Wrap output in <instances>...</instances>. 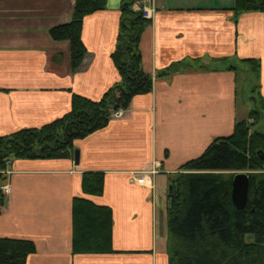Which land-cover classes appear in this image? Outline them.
<instances>
[{
	"label": "crops",
	"instance_id": "1",
	"mask_svg": "<svg viewBox=\"0 0 264 264\" xmlns=\"http://www.w3.org/2000/svg\"><path fill=\"white\" fill-rule=\"evenodd\" d=\"M120 2L106 0L104 9L84 16L87 52L71 71L69 42L52 40L48 30L70 19L73 0H0V133L47 123L70 109L72 93L98 99L119 80L110 53ZM143 3L155 8L139 41L144 70L155 75L183 59L206 67L154 77L151 90L133 96L120 117L73 141L77 163L73 156L10 161L0 237L33 240L36 250L25 264H167V229L158 234V202L166 198L171 174L214 138L231 134L251 108L238 105V86L242 90L246 78L242 59H259L257 91L264 100V12L236 16L234 0ZM153 161L159 167L152 188L130 180L131 171ZM86 171L104 173L101 195L82 192ZM75 196L111 208L110 252H73Z\"/></svg>",
	"mask_w": 264,
	"mask_h": 264
},
{
	"label": "trees",
	"instance_id": "2",
	"mask_svg": "<svg viewBox=\"0 0 264 264\" xmlns=\"http://www.w3.org/2000/svg\"><path fill=\"white\" fill-rule=\"evenodd\" d=\"M136 1L144 0L120 2L119 30L110 53L119 80L98 99L72 93L70 109L47 123L0 133V186L5 180L2 170L7 161L72 157L75 139L105 127L113 111L125 110L133 96L151 90L154 77L206 67L198 59H183L155 75L145 71L139 41L149 19L132 8ZM105 6L106 0H73L70 19L49 28L52 40L69 42L71 71L80 66L87 52L81 39L84 16ZM232 9L236 16L249 11L264 12V0H234ZM242 62L246 64L243 72L246 85L251 84L254 107L235 122L231 134L214 138L200 155L183 163L169 179L167 264H264V158L260 159L258 154L259 149L264 153V100L257 91L260 61L247 57ZM228 68L238 69L233 64ZM244 170L249 180L247 201L237 209L230 197L231 181L235 172ZM103 188V172L82 173L84 194L101 195ZM4 200L5 194L0 190V208ZM71 219L73 252L111 251L110 207L75 196ZM35 250L31 239L0 237V264H25Z\"/></svg>",
	"mask_w": 264,
	"mask_h": 264
},
{
	"label": "built area",
	"instance_id": "3",
	"mask_svg": "<svg viewBox=\"0 0 264 264\" xmlns=\"http://www.w3.org/2000/svg\"><path fill=\"white\" fill-rule=\"evenodd\" d=\"M132 8L134 10H138L141 12L142 17L146 19H151L154 12L155 8L152 5H146L143 2H134L132 5ZM123 110L122 109H117L112 112V117L118 118L122 115ZM10 162L7 161V165L5 169L2 170V173L4 175H7L10 173L9 165ZM158 167H159V162L158 161H153L149 167L145 169H141L138 171H131L130 172V180L134 181L140 185H145L150 188L153 187V176L158 172ZM0 190L2 191L3 194H7L10 191V185L7 182H3L2 185L0 186Z\"/></svg>",
	"mask_w": 264,
	"mask_h": 264
},
{
	"label": "water",
	"instance_id": "4",
	"mask_svg": "<svg viewBox=\"0 0 264 264\" xmlns=\"http://www.w3.org/2000/svg\"><path fill=\"white\" fill-rule=\"evenodd\" d=\"M252 100L255 105V98L252 97ZM258 154L260 159L264 158V153L262 149L258 150ZM74 162L77 163L79 159V152L77 149L74 150ZM248 173L247 171H237L234 173L231 188H230V197L233 205L237 209H241L245 206L247 201V191H248ZM169 190H171V186L169 185Z\"/></svg>",
	"mask_w": 264,
	"mask_h": 264
},
{
	"label": "rangeland",
	"instance_id": "5",
	"mask_svg": "<svg viewBox=\"0 0 264 264\" xmlns=\"http://www.w3.org/2000/svg\"><path fill=\"white\" fill-rule=\"evenodd\" d=\"M258 12H260V11H258ZM243 64L246 66L245 63H243ZM246 84H247V81L244 83V85H243L244 88H242V90L240 88V85L238 86V90H237L238 105L240 106L242 104L244 106L245 104H247V106H249V108L250 107L252 108V107H254V102L252 100V97H254V96H253V94H251L249 92V89H247L248 86ZM241 85H242V83H241ZM249 110H248V112H249ZM248 112H247V114H248ZM247 114L245 115V117L247 116ZM159 188L160 187L158 186V190H159ZM167 190H168V185L166 184L165 191L167 192ZM161 201L162 202H158V208H157V224H158L157 230H158V234H161V233L163 234L164 231H166V229H167L166 228V220H167L166 219V213L167 212H166V208H165L166 207V204H165L166 198L163 196ZM164 204H165V207H164ZM247 238H249V237L247 236Z\"/></svg>",
	"mask_w": 264,
	"mask_h": 264
}]
</instances>
